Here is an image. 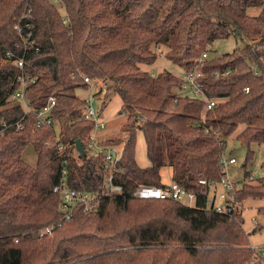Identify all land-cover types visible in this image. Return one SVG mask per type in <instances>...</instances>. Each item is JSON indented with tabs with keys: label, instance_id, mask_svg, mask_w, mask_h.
Masks as SVG:
<instances>
[{
	"label": "trees",
	"instance_id": "trees-1",
	"mask_svg": "<svg viewBox=\"0 0 264 264\" xmlns=\"http://www.w3.org/2000/svg\"><path fill=\"white\" fill-rule=\"evenodd\" d=\"M62 4L0 0V264H264V246L258 250L250 243L264 223L247 231L242 213L246 200L264 201V176L239 179L236 208L207 205L211 184L223 175L219 155L227 138L242 126L236 136L247 148L242 178L251 173L252 144H264V13H247L264 0ZM20 21L32 24V48L20 45ZM231 36L240 46L200 61L216 40ZM154 45L166 46L173 64L202 73L204 92L221 98L219 103L206 109L203 99L180 92L182 77L168 69L156 76L141 71L140 64L157 60ZM8 51L25 54L24 72L36 78L26 89L31 111L11 103L20 70L7 60ZM85 76L110 82L105 96L118 94L128 115L129 137L113 174L120 193L108 191L105 155L89 154L95 122L82 117L88 101L77 94L90 88ZM50 95L56 98L55 126L37 127V110L48 105ZM14 116L23 119L22 128ZM139 130L146 140L145 168L134 157ZM29 151L33 164L25 159ZM168 165L172 180L197 195L194 205L133 195L142 185L167 187L161 169ZM64 167L72 189L98 194L90 207L79 203L68 216L54 190ZM257 212L264 215V204Z\"/></svg>",
	"mask_w": 264,
	"mask_h": 264
},
{
	"label": "built area",
	"instance_id": "built-area-1",
	"mask_svg": "<svg viewBox=\"0 0 264 264\" xmlns=\"http://www.w3.org/2000/svg\"><path fill=\"white\" fill-rule=\"evenodd\" d=\"M48 1L58 8L63 7L62 0ZM63 21L65 23L67 22L66 19H63ZM16 30L20 36V45H22L26 49L28 47L32 48L35 46L36 43L33 38L31 23L26 22L23 26L20 21L16 26ZM6 57L7 60H11L13 63H15L20 70L17 76L19 88L11 95L10 100L20 103L23 107L25 106L24 109L27 112L31 111L33 108L29 105L30 100L29 97L26 95V89L31 83L36 82V78L31 77V75L24 72L25 54L21 56H15L12 51H8L6 53ZM207 58L208 52H205L200 58V61H203ZM253 70L255 74H258L256 66H253ZM201 76L202 73L198 72L196 69H193L185 70L181 77L183 79L184 87L190 89L192 96L203 99L206 102L205 108L210 109L216 106L221 100V98H210L206 95L203 90L202 83L199 80ZM84 81L88 84H92V79L88 76L84 77ZM90 96L92 97H90V99H87L88 104L81 111V115L84 119L93 120L95 122V128L87 146L90 149L95 148L98 153L101 152L105 155L106 168L110 170L109 173L106 175L105 180L108 191L109 193H120L122 192V186L115 185L113 183V174L116 164L122 156L123 150L122 152H120L114 147L105 148L98 142V132L101 129L105 128V123L99 121L100 119L93 106V95L91 94ZM48 101L49 102L47 106L37 110V127L55 126L56 122L52 117V110L56 104L55 96L50 95ZM12 120L18 128H22V118L14 116ZM3 125L5 127L8 126L6 122H4ZM60 148L63 150V146H60ZM225 152L226 151L224 150L219 155V163L223 171L221 181L218 183H212L210 191L208 192L207 205L208 207H212L217 211H227L237 207L238 202L235 198V191L236 188L240 187L242 184L241 182H239L240 178L244 179L245 182H254L257 178L253 172H251L246 178L234 176L232 167L237 164V159L234 156H228ZM199 182L204 185L208 183L205 179H201ZM218 186H220L221 189L217 190L215 193H213V195H211L212 191L216 190ZM54 190L60 195V208L62 209V211H64L65 216H68L69 213L73 210V208L79 203H84L87 208L90 207V204L96 201L98 197V194L89 188H85L82 190L72 189L68 184V169H66L65 167L63 168L61 181L59 185L54 188ZM133 195L139 198L155 199H166L172 197L189 206L194 205L197 199V195L194 192L188 191L185 187L175 181H172V183L167 184V187L155 185H142L134 191ZM45 231L49 232L50 229H45Z\"/></svg>",
	"mask_w": 264,
	"mask_h": 264
},
{
	"label": "rangeland",
	"instance_id": "rangeland-1",
	"mask_svg": "<svg viewBox=\"0 0 264 264\" xmlns=\"http://www.w3.org/2000/svg\"><path fill=\"white\" fill-rule=\"evenodd\" d=\"M247 13L250 16H260L264 13V6L250 7L248 8ZM240 44L241 42L236 41L233 36L228 39L216 40L212 45L211 51L208 52L207 59L219 56L225 52H232L236 47L240 46ZM153 48L157 52V60L151 65L140 64L139 67L141 71H148L156 76L159 72L168 69L179 77L183 75L185 69L173 64L166 58V46L154 45ZM109 84L110 82L108 81L99 80L98 82H94L92 80V84H89V90L78 89L77 94L86 99H90V97H92L90 95H93V106L100 119L99 121L105 123V128L98 132V142L100 145L105 148L114 147L122 152L123 146L129 137V132L127 130L128 115L121 110L122 99L118 94L112 93L108 97L105 96V91ZM180 92L192 96L190 89L185 88L184 85ZM14 102L16 101H12L11 103ZM240 129H242V126H239L237 131L227 138L225 148V153L228 156H234L237 159V164L232 167L233 175L236 177L242 175L247 151V148L236 138ZM110 138H116V140L114 142L108 141ZM252 149L255 154L253 159L248 163L247 170L253 172L257 178H260L264 176V144L259 145L254 143L252 144ZM94 153H98V151L95 148H91L89 154L91 155ZM134 157L141 168L149 166V160L146 154V140L144 133L141 130L137 132ZM25 159L33 164L35 162V155L32 151H29L25 154ZM161 175L163 182H171L173 175L172 166H164L161 169ZM219 189H221L220 186H218L216 190H213L211 195ZM262 204H264L263 200L248 199L244 202L242 213L245 218L244 227L247 231L253 230L258 222L264 223V215L257 212L258 207ZM250 243L255 249L260 250L264 246V231H258L251 234Z\"/></svg>",
	"mask_w": 264,
	"mask_h": 264
},
{
	"label": "water",
	"instance_id": "water-1",
	"mask_svg": "<svg viewBox=\"0 0 264 264\" xmlns=\"http://www.w3.org/2000/svg\"><path fill=\"white\" fill-rule=\"evenodd\" d=\"M76 147H77V150L83 155L86 157V150L82 144V142L80 140H77L76 141Z\"/></svg>",
	"mask_w": 264,
	"mask_h": 264
},
{
	"label": "crops",
	"instance_id": "crops-1",
	"mask_svg": "<svg viewBox=\"0 0 264 264\" xmlns=\"http://www.w3.org/2000/svg\"><path fill=\"white\" fill-rule=\"evenodd\" d=\"M173 181V180H172ZM172 181L171 182H169V183H166V184H170V183H172ZM165 183V182H164Z\"/></svg>",
	"mask_w": 264,
	"mask_h": 264
}]
</instances>
